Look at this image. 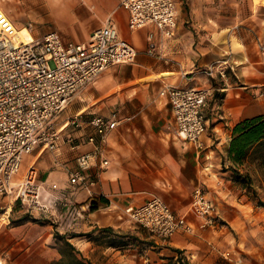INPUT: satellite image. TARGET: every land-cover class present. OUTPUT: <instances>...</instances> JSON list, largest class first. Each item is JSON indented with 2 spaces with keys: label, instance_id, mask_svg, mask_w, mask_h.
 <instances>
[{
  "label": "crops",
  "instance_id": "crops-1",
  "mask_svg": "<svg viewBox=\"0 0 264 264\" xmlns=\"http://www.w3.org/2000/svg\"><path fill=\"white\" fill-rule=\"evenodd\" d=\"M175 1L178 23L173 37L162 43L161 58L144 50L148 31L158 34L157 29L149 25L130 30L120 0L75 1L74 14L80 16L83 34L71 41L86 40L110 17L137 54L131 63L105 69L73 96L66 118L77 116L81 125L58 127L62 135L73 136L79 143L76 148L62 141L53 151L35 149L29 159L37 168L42 191L50 194L58 231L79 233L69 241L94 264H160L162 257L176 256L172 248L179 249L190 264H264V206L247 198L248 189L264 192V177L250 184L252 188L232 180L233 169L247 170L248 158L236 162L228 151L234 125L264 115V0H250L243 12L242 7L235 8L234 16L225 13L229 7H217L215 0ZM223 58L234 65L225 80L208 78L200 71ZM174 85L211 87L203 107L201 148L172 134L174 119L164 89ZM114 110L124 119L110 131L96 161L105 157L108 165L88 169L96 178L90 194L68 182L67 169L74 166L77 153L93 148L85 141L93 132L88 119ZM196 184L215 202L221 224L204 226L203 218L191 209ZM152 196L183 215L191 231L161 238L125 215L126 205L141 204ZM7 197L0 198L6 216L0 221V233L8 232L12 227L7 225L14 220ZM93 201L98 207L92 210ZM103 233H135L137 244L132 248L108 244ZM224 251L230 255L224 256Z\"/></svg>",
  "mask_w": 264,
  "mask_h": 264
},
{
  "label": "built area",
  "instance_id": "built-area-1",
  "mask_svg": "<svg viewBox=\"0 0 264 264\" xmlns=\"http://www.w3.org/2000/svg\"><path fill=\"white\" fill-rule=\"evenodd\" d=\"M127 10L130 30L153 25L158 34L148 31L145 52L162 57V43L173 37L178 23L175 0H120ZM18 34L17 26L0 6V195L19 201L29 213L52 215V205L41 199L42 185L34 161L27 162L19 173L24 155L35 149L53 151L62 141L76 148L72 135H62L55 128V118L72 97L99 73L117 65L135 60L137 50L120 37L116 23L108 17L93 29L84 41L66 40L56 29L43 33ZM234 65L227 59H218L200 69L208 78L225 80ZM185 76V73H182ZM173 115V136L201 148L205 131L203 107L211 87L167 86L164 89ZM124 117L117 111L109 115H93L88 124L93 132L85 141L92 143L89 151L74 157V166L67 169L68 182L85 188L96 178L90 176L92 166L98 170L109 160L101 156L107 136ZM63 126H80L77 116L68 117ZM56 187L55 183L51 184ZM191 209L203 218V225L221 224L215 202L206 190L196 184L192 190ZM125 215L157 237L167 238L176 231L189 232L192 226L183 215H177L158 196H152L138 205H126ZM229 256V251L223 252Z\"/></svg>",
  "mask_w": 264,
  "mask_h": 264
},
{
  "label": "rangeland",
  "instance_id": "rangeland-1",
  "mask_svg": "<svg viewBox=\"0 0 264 264\" xmlns=\"http://www.w3.org/2000/svg\"><path fill=\"white\" fill-rule=\"evenodd\" d=\"M76 0H0L2 10L16 23V26L23 24L30 27L34 32L43 33L47 29L55 28L66 40H76L82 37L83 25H80V16L74 14ZM216 6L220 8L222 5L225 13L235 14V8L249 5L250 0H215ZM220 1H223L220 3ZM258 0H253L256 3ZM227 7V8H226ZM237 20V18H236ZM91 83V82H89ZM88 83V84H89ZM87 84V85H88ZM73 99V97H72ZM71 101L58 113L54 122L55 128L65 121L66 112L72 103ZM31 156V157H30ZM32 158V154L24 155L20 165L19 173L16 178L23 172L27 162ZM237 167V166H236ZM246 169L242 168L241 173L250 175L251 184H255L258 180L264 177V163L260 160H250L246 163ZM258 169L257 173L255 169ZM239 171V170H238ZM240 172V171H239ZM232 180L241 182L238 177L231 174ZM249 187L252 188L250 185ZM247 198L259 204L264 202V192L256 189L247 190ZM234 194H238V190H234ZM2 195H0V198ZM50 194L47 191L41 192V199L49 202ZM11 199L13 215L12 221L8 223V227L12 228L8 232L0 233V264H49L53 260L59 258L58 246L61 241L54 236L58 232L56 218L52 215H40L38 213L31 214L25 210V207L17 200ZM264 206V205H262ZM6 216L0 210V221H4ZM66 234V233H65ZM152 234V233H151ZM135 235V236H134ZM108 238V237H107ZM136 234L126 235L124 238L125 246L137 244L135 241ZM107 241L106 237H103ZM77 248V247H76Z\"/></svg>",
  "mask_w": 264,
  "mask_h": 264
},
{
  "label": "trees",
  "instance_id": "trees-1",
  "mask_svg": "<svg viewBox=\"0 0 264 264\" xmlns=\"http://www.w3.org/2000/svg\"><path fill=\"white\" fill-rule=\"evenodd\" d=\"M228 151L231 158L236 162L247 157L250 160H260L264 163V115H256L237 122L232 130ZM232 174L243 183H246L247 186L251 184L250 175L247 173L243 174L237 169H233ZM259 204L264 205V202L260 201ZM97 207L95 201L90 203V209L93 210ZM105 230L110 232L109 228H105ZM76 235H79V233H54L56 239L61 241L57 248L59 258L49 264H94L69 241L70 237ZM125 236L120 233H103L102 235V237H106L108 244L115 245L125 244L126 242L122 239ZM172 250L176 252V256H164L160 264H190L182 257L179 249L172 248Z\"/></svg>",
  "mask_w": 264,
  "mask_h": 264
},
{
  "label": "bare ground",
  "instance_id": "bare-ground-1",
  "mask_svg": "<svg viewBox=\"0 0 264 264\" xmlns=\"http://www.w3.org/2000/svg\"><path fill=\"white\" fill-rule=\"evenodd\" d=\"M26 27L23 26V27H20L19 29H17L18 34L23 35V36H28L30 34V31H29L28 27L27 28Z\"/></svg>",
  "mask_w": 264,
  "mask_h": 264
}]
</instances>
